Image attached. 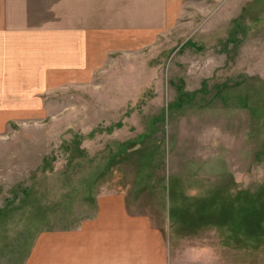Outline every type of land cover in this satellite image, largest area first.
<instances>
[{
  "label": "rangeland",
  "instance_id": "1",
  "mask_svg": "<svg viewBox=\"0 0 264 264\" xmlns=\"http://www.w3.org/2000/svg\"><path fill=\"white\" fill-rule=\"evenodd\" d=\"M186 8L154 37H111L107 54L103 39L87 77L0 86V264H23L103 184L175 242L264 264V0Z\"/></svg>",
  "mask_w": 264,
  "mask_h": 264
},
{
  "label": "crops",
  "instance_id": "2",
  "mask_svg": "<svg viewBox=\"0 0 264 264\" xmlns=\"http://www.w3.org/2000/svg\"><path fill=\"white\" fill-rule=\"evenodd\" d=\"M190 1L0 0V86H42L63 69L87 77L102 65L92 58L103 53V39L107 54L111 37L171 30ZM128 194L103 184L68 227L40 232L23 264H221L220 256L175 242Z\"/></svg>",
  "mask_w": 264,
  "mask_h": 264
}]
</instances>
